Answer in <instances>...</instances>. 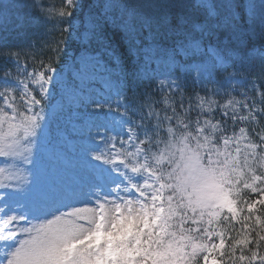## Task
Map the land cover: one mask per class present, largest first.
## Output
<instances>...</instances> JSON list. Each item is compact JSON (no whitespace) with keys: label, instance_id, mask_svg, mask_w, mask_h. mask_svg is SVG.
I'll use <instances>...</instances> for the list:
<instances>
[{"label":"snow or ice","instance_id":"1","mask_svg":"<svg viewBox=\"0 0 264 264\" xmlns=\"http://www.w3.org/2000/svg\"><path fill=\"white\" fill-rule=\"evenodd\" d=\"M84 7L78 0H63L55 15L71 26L74 12ZM197 7L204 18L192 25L198 35L189 34L184 50L211 60V65L202 59L193 66L199 78L209 79L217 66L225 67L237 52L248 50L250 39L264 41V0H197ZM241 9L247 10L246 18ZM187 23L182 17L178 27ZM259 61L264 75V49ZM51 71L49 66L25 72V80L16 81L19 87L5 80L0 157L19 154L21 140L36 135L42 117L29 113L42 102L37 95L47 93ZM26 80L38 86L37 95ZM216 95L196 94L187 105L183 98L162 96L147 105L139 131L120 119L119 124L129 125L128 138L114 154L110 149L108 155H94L111 167L90 179L88 191L73 188L59 199L37 201L35 211L45 217L39 223H14L28 221L26 215L0 221V241L7 249L0 264H264L257 251L264 247V219L256 214L258 205L264 207V131L258 130L264 92L251 103L246 94L237 100L225 90L230 98L223 104ZM239 124L246 126L236 130ZM241 186L259 193L246 210L237 207ZM57 205L70 210L60 212Z\"/></svg>","mask_w":264,"mask_h":264},{"label":"rangeland","instance_id":"2","mask_svg":"<svg viewBox=\"0 0 264 264\" xmlns=\"http://www.w3.org/2000/svg\"><path fill=\"white\" fill-rule=\"evenodd\" d=\"M7 1L9 0H0V6ZM102 3L114 6V0H102ZM91 21L92 19L86 15L85 30H82L80 36L83 42L93 35ZM138 40L135 38L134 42L138 43ZM187 42L188 40H185L175 50L171 47L167 52L157 56L154 55L156 50L154 45L132 48V52L143 60L142 63L140 62V71L164 92L157 98L158 100L165 95H174L176 99L183 98L187 105L189 97L195 102L196 94L206 97L218 91L220 95L214 96V99L223 104L230 98L224 95L227 90L231 97L237 100H244L246 94L249 103L253 98L259 102L260 93L264 92V75L261 73L260 62L251 67L248 63L239 70L238 67L244 64L245 60L233 55L231 60L237 59V69H226L230 64L229 60L225 67L217 66L213 69L209 79L199 78L193 66L202 59L211 65V60L203 57L189 60L191 55L184 50ZM69 54L70 57L66 58L61 71L48 72L52 80L46 85L47 93L42 96L37 95L38 86L26 80L29 87L35 89L32 95H37V99L45 101L50 97L52 100L54 85L60 87L59 95L55 96L52 105L45 111L36 135L21 140L23 147L19 154L0 157V169H4L0 172V221L6 220L11 215H26L28 221L14 223L19 227H27L29 222L39 223L45 217L35 211L37 201L51 197L59 199L62 194L73 188L86 192L92 177L99 178L102 173L107 174L103 170L110 169L111 165L93 157L101 152L108 155L110 149L114 154L120 149V142L127 140L129 125L119 124L120 119H128L131 126L139 131L136 123L137 108L133 105V100L126 97L120 83L116 84L109 79L111 69L104 66L100 56L96 53L83 54L73 60L71 53ZM257 54L260 55V51ZM25 72L32 71H28L24 66L20 69L0 71V91H3L6 79L10 86L19 87L16 81L25 80ZM5 73L9 74L8 77H5ZM187 82H190V88H195L191 92L190 89L189 91L184 89ZM15 102L18 105L25 103L23 100ZM97 103L104 107L97 108ZM0 106H3L2 97H0ZM35 109H39V105H35L33 110ZM21 110L27 109L21 107ZM8 111L11 113V109ZM125 112L126 116L122 117L120 113ZM192 117L195 118V113ZM216 118L220 119L219 113L216 114ZM245 126L239 124L236 130ZM258 130L264 131V118H261ZM231 131L229 121V133ZM113 144L116 145L114 149L111 147ZM258 199L259 193H252L250 189L241 186L237 207H244L246 210L247 203ZM66 202L71 206H82L80 203ZM57 206L60 212L70 210L69 207ZM258 207L262 210L264 219V207L259 205ZM6 251L4 242L0 241V259L4 257ZM258 255H264V247ZM256 263L259 261L257 260Z\"/></svg>","mask_w":264,"mask_h":264},{"label":"trees","instance_id":"3","mask_svg":"<svg viewBox=\"0 0 264 264\" xmlns=\"http://www.w3.org/2000/svg\"><path fill=\"white\" fill-rule=\"evenodd\" d=\"M78 2L85 7L74 12L70 18L71 26L61 23L55 15L63 0H9L0 6V71L20 69L21 66L29 71L44 70L49 66L61 71L66 58L70 57L69 53L73 60L83 54L96 53L104 65L112 69V77L120 81L125 95L133 100L137 108V121L142 123L140 118L146 115L147 105L163 93L138 71L139 60L134 58L132 48L154 45L155 56L167 52L171 47L175 50L189 39V34L198 35L192 25L203 20V9L197 7V0H114L111 8L102 7V0ZM50 9L53 12L48 15ZM240 11L246 18L247 10ZM86 15L92 19L95 34L83 42L80 36L82 30H85ZM182 17L188 23L178 27ZM135 38L139 39L138 43L134 42ZM204 46H208V41H204ZM262 49L264 41L250 39L248 50L237 53L244 55L249 51L251 55L252 51ZM256 52L249 58V67L260 62ZM200 58L191 56L189 60ZM244 66L240 65L239 69ZM231 68L237 69V65ZM189 83L185 86L186 91L190 89ZM58 91L59 88L54 85L52 100L46 98L41 102L40 109L29 114L38 113L43 117ZM256 214L262 217L263 212L260 210ZM232 235L235 237L236 233ZM262 248L257 249L258 253Z\"/></svg>","mask_w":264,"mask_h":264}]
</instances>
